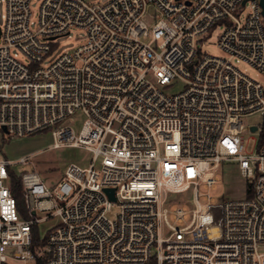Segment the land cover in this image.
Returning <instances> with one entry per match:
<instances>
[{
    "label": "built area",
    "instance_id": "2783aa9c",
    "mask_svg": "<svg viewBox=\"0 0 264 264\" xmlns=\"http://www.w3.org/2000/svg\"><path fill=\"white\" fill-rule=\"evenodd\" d=\"M4 1L0 264H264V123L244 120L264 118V81L238 65L264 77L261 0H44L37 21L32 0ZM217 25L221 56L200 47ZM72 27L85 42L47 62ZM174 80L184 89L166 92ZM246 129L261 136L253 151ZM45 130L49 149L82 147L90 162L52 184L37 169L17 174L36 153L4 158L3 141ZM224 163L238 164L253 196L212 202ZM54 217L36 244L34 227Z\"/></svg>",
    "mask_w": 264,
    "mask_h": 264
},
{
    "label": "rangeland",
    "instance_id": "374dc122",
    "mask_svg": "<svg viewBox=\"0 0 264 264\" xmlns=\"http://www.w3.org/2000/svg\"><path fill=\"white\" fill-rule=\"evenodd\" d=\"M44 0H32L31 9L33 13V19L37 21L40 8ZM100 2H105L107 0H96ZM248 7L246 8V10ZM6 11V4L4 0H0V25L5 24L4 14ZM223 26L217 25L214 29L206 35L205 38L200 43V47L204 52L212 55L221 56L222 50L218 46L219 36L222 33ZM86 40V31L82 28L72 27L70 34L61 35L55 39L53 43V48L51 55L47 58V62H53L59 58L66 51L73 50L78 47ZM16 51V50H14ZM19 58L25 60L26 58L19 54ZM242 70L248 73L250 76L264 81V77L259 73L257 68L250 65L247 62H240L238 64ZM163 89L168 93H176L184 89V82L181 80H174L172 83L164 86ZM85 120V115L81 110L76 111L73 114L72 125L74 126L76 132H78ZM245 122L256 123L263 122L264 118L260 114H254L246 117ZM254 136V137H252ZM247 149L253 151L256 149V144L261 140L260 134L256 133L251 135V133L246 129L245 131ZM53 142L52 134L50 131L45 130L42 132H37L28 136L11 139L6 137L2 143V156L11 160H18L21 156L36 153L33 162L28 164H14L13 168L17 174H21L23 171H30L37 169L46 181L50 184L57 183L62 173L65 171L67 165L71 162L80 163L86 165L91 160V153L82 147H69L62 146L59 148L49 149L50 144ZM249 179L244 177L239 169L237 163L227 164L224 163L222 170L219 172V180L217 184L210 188L209 191L213 196V203H219L227 199H243L245 197L253 196V192L249 189ZM204 191L208 189H203ZM171 197L175 199H183L185 194H171ZM203 202L207 200L201 198ZM179 202H174L170 204V208L179 205ZM121 210L119 205H115L108 212L110 218H116ZM44 213L38 211V216H42ZM58 218H50L46 221L37 224V229L40 238H45L49 232L57 223ZM171 221L174 219L171 217ZM176 225H181L182 223L174 222ZM264 251V245L262 247Z\"/></svg>",
    "mask_w": 264,
    "mask_h": 264
},
{
    "label": "trees",
    "instance_id": "16d2710c",
    "mask_svg": "<svg viewBox=\"0 0 264 264\" xmlns=\"http://www.w3.org/2000/svg\"><path fill=\"white\" fill-rule=\"evenodd\" d=\"M11 188L17 198V203H18V207L20 211L24 215H27L25 201H24L23 193H22V182L20 178L17 177V175L14 172L11 173ZM34 240L36 244H39V233H38L37 226L34 227Z\"/></svg>",
    "mask_w": 264,
    "mask_h": 264
},
{
    "label": "water",
    "instance_id": "95a60500",
    "mask_svg": "<svg viewBox=\"0 0 264 264\" xmlns=\"http://www.w3.org/2000/svg\"><path fill=\"white\" fill-rule=\"evenodd\" d=\"M261 3H262V6H263V8H264V0H261ZM263 13H264V11H263ZM253 129L255 130L256 127H253ZM107 191H108L110 197H111L112 199H115L114 189H113V188H109V189H107Z\"/></svg>",
    "mask_w": 264,
    "mask_h": 264
}]
</instances>
